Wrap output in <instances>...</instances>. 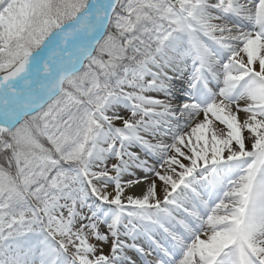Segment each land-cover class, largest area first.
<instances>
[{"label": "snow or ice", "instance_id": "1", "mask_svg": "<svg viewBox=\"0 0 264 264\" xmlns=\"http://www.w3.org/2000/svg\"><path fill=\"white\" fill-rule=\"evenodd\" d=\"M184 57L200 102L174 108L145 95L170 98L167 70ZM217 66L223 87L213 93ZM177 111L204 120L170 144L146 138L170 131ZM0 156V264H137L127 253L151 255L136 243L148 225L168 233L178 264H264V0H0ZM110 158L118 163L109 168ZM149 173L142 198L125 203V188ZM197 176L209 200L192 188L199 203L181 204L177 190ZM85 185L114 208L89 203ZM169 206L191 218L178 221L183 234L165 227ZM152 243L168 258L160 264H176L173 250Z\"/></svg>", "mask_w": 264, "mask_h": 264}, {"label": "bare ground", "instance_id": "2", "mask_svg": "<svg viewBox=\"0 0 264 264\" xmlns=\"http://www.w3.org/2000/svg\"><path fill=\"white\" fill-rule=\"evenodd\" d=\"M236 23H238V22H236ZM244 28L248 29V31H249V30H251V25H245ZM205 39L207 40V38H205ZM207 42L211 43V41H207ZM218 59L221 60V63L227 62V53H223L220 57H218ZM245 59H246V57H245ZM179 63H180V67L178 69H176L175 74L168 73L170 76L174 77V79L172 80L171 85H170V87H171V97L170 98L166 97L163 93H161L165 97L162 100H166L167 102H169V100H172V102H170V103L173 105L174 108H178L180 106L179 105L180 104L179 101L182 98L189 97V94H191L193 102H200V100L203 99V95H202L203 91L199 88V84L197 85V88H194V89H191V90H187L185 92L182 89H180V90H176L175 89V84L185 85L186 83H188L189 77L192 75L193 67H194L193 61H192V59L190 57L182 58ZM256 67H257V70H259L258 69V65ZM217 72H218V74L220 76V81L221 82L218 83L217 81L212 79V86L216 87V89H217V91H215V90L213 91L212 90L213 93H218L219 89L221 87H223V84H222L223 74H222V70L219 68V66H217ZM181 88H183V87H181ZM198 89L200 90L199 92H198ZM152 93H154V92H152ZM216 98H217V101H218L219 97L217 96ZM185 102H187V101H185ZM209 102H211V98H209ZM240 106L244 107L245 106V102L244 101H240ZM122 108L123 107L118 109L120 114L122 113L121 112ZM107 114L108 115H112V112L109 111V113H107ZM128 118H130V113H129V115H126V117H125V119H128ZM209 118L212 119L211 116H209ZM245 118H246V116H245V114L243 112L239 113V119L241 121H243ZM174 119L175 120H179L181 122L178 121L177 127H174V126L170 127V129H171L170 131L171 132H170L169 136L167 137L169 144L173 142L174 135L184 134V133L190 132L191 128L194 127L196 123L202 122L204 120V114L200 113L198 116H195L193 118H189L186 114L181 116L179 111H177L176 117ZM213 123H214V126L217 129H220V128L223 127L222 125H219V123L217 121H213ZM122 126H123L122 122H121L120 125H116V123L114 122V127H122ZM166 129L167 128H165V130ZM225 131H226V129H225ZM164 135L160 136V141H152V142L153 143H164V144H166L165 138H162V137H164ZM170 136L172 137L171 140H170ZM245 136L246 137L248 136L247 132H245ZM157 138H159V137H157ZM245 143H246V148L248 150H251V142L246 140ZM142 152H143V150H142ZM172 154L173 153H169V155H172ZM224 155L226 157L228 155V153L225 152ZM153 163L151 165H156V164H153ZM184 163L187 164L188 162L184 161ZM113 164H114L113 162H111L109 160L107 161V165L109 167H111V165H113ZM177 170H179V169H177ZM142 175L144 176L145 173L142 172ZM209 178L211 179V177H209ZM154 179H155V177L151 173H149L148 174V179L146 180V182H144V184H142V188L144 187V190L147 191V188H148L149 184H151ZM197 181H198L197 183H194L195 191L199 192L200 196L204 195L207 198L206 201H208L209 197H208V195L206 194V192L204 190V185L207 182L200 180L199 176H197ZM95 182L96 183H100V182H97V181H95ZM155 183H156V197H157V199L162 200L163 199V194H164L163 193V185H162V183L159 180H155ZM180 191H182V190L178 189L176 195L179 194ZM187 194H188V196H187L188 198H187V200H184L182 204L190 207L191 204H193V203H199L198 200L196 199L192 189L189 192H187ZM123 198H124V196H123ZM180 198L181 197H178V201H180ZM213 200H215V197H213ZM216 202H218V200ZM213 206H214V204H213ZM169 207H171V206H169ZM172 212H173V209H172ZM175 213H176V215L178 214V212H175ZM179 215L182 216V217H186L187 214L184 213V212H180ZM165 224L166 225H171L170 222H167ZM109 243H110L109 247L105 246L103 248V254H105V255H109L110 254L111 240L109 241ZM178 262L179 261H177L176 264H178Z\"/></svg>", "mask_w": 264, "mask_h": 264}, {"label": "rangeland", "instance_id": "3", "mask_svg": "<svg viewBox=\"0 0 264 264\" xmlns=\"http://www.w3.org/2000/svg\"><path fill=\"white\" fill-rule=\"evenodd\" d=\"M216 1V0H215ZM118 11H119V9H117ZM216 23H218V21H216ZM110 31H112V29H110ZM145 80L146 81H149L150 80V77H146L145 78ZM67 87V86H66ZM180 87H181V84H175V89L176 90H180ZM185 87V88H184ZM188 87V83H186L184 86H183V90H186V88ZM208 87L211 89V88H213V86H211L210 85V83L208 84ZM215 90H216V87H215ZM155 98H157V97H155ZM161 98H163V97H161ZM161 98H158V99H161ZM169 102H172V100H169ZM193 101L192 100H187V103H192ZM183 103L181 102V104L180 105H182ZM48 109H47V107H45L44 108V111H47ZM121 114L120 115H122L124 118L126 117V115H129V111L128 110H126V109H124V108H122V110H121ZM177 121H179V120H174L173 118H168V123L170 124L169 126H176V125H178V122ZM115 123H116V125H120L121 124V121H115ZM168 133H170V132H168ZM168 133H166V134H168ZM146 138H152V137H150V136H146ZM165 138V137H164ZM156 139V138H155ZM154 139V140H155ZM172 139V137L170 136V140ZM150 140H153V139H150ZM156 141H160V139L159 140H157L156 139ZM165 142H166V144H169L168 143V139L167 138H165ZM46 146H47V144H46ZM104 147H107V145H103ZM140 148L139 147H136V148H132L131 149V151H133L134 153H136V154H138L139 155V152H140ZM142 158V157H141ZM125 159H127V157H125ZM145 159H148V161H149V165H151V161H153L152 163L153 164H156V160L158 159V157L157 158H152V157H145ZM109 161H111V162H113L114 164H116V163H118V161L115 159V158H110L109 159ZM3 163H4V160H3ZM101 167H103V166H101ZM109 167V166H108ZM110 168V167H109ZM94 171H99V170H101L100 168H94L93 169ZM137 171H139V170H137ZM136 171V172H137ZM110 174L111 175H115V173L114 172H110ZM122 180H130V178H129V176H127V175H125L123 178H122ZM146 182V181H145ZM93 183H95V184H97V186L98 187H100L101 185H100V183H96L95 181H93ZM142 184H144V183H142ZM142 184H138V185H134L133 187H131V188H125V191H124V198L122 197V200H124V202L126 203V196H129V195H131V196H133V197H137V198H142V196L145 194V190H144V187L142 188ZM192 187H193V185L191 186V188H189V190L190 189H192ZM85 190L87 191V193H88V196H89V200H88V202L89 203H92V204H94V205H96V206H99V208L102 210V211H109V210H111L112 208H114V206H112V205H100L99 204V202L98 201H96L95 200V198L91 195V190H90V188H88L87 187V185H85ZM106 191L108 192V193H110L111 195H115V191H114V185H109L108 187H107V189H106ZM184 194H186V191L185 190H182V191H180L179 192V194L177 195V196H184ZM200 197H202V196H200ZM169 209H170V207H169ZM171 210V209H170ZM77 227H79V224H77ZM100 231L103 233V232H106L107 231V228H106V226L105 225H103V224H101L100 225ZM149 232H150V230H149ZM201 238H204L203 236L201 237ZM110 241V240H109ZM89 242L90 243H94V244H97L98 245V252H97V254H100V252H99V244H98V242L97 241H94V240H89ZM109 245H110V243H108L107 245H103V248L106 246H108L109 247ZM145 250V249H144ZM171 250V249H170ZM174 250V259L175 260H180L182 257H181V254H180V252L178 251V250H175V249H173ZM145 252H149L150 253V250H145ZM129 256H132V258L133 259H135L136 261H137V264H160V262L161 261H167V257H162L161 259H159L158 257H153V255H152V253H151V255L150 256H148L147 258H145V257H141V256H139L138 254H134L133 252H128L127 253Z\"/></svg>", "mask_w": 264, "mask_h": 264}, {"label": "trees", "instance_id": "4", "mask_svg": "<svg viewBox=\"0 0 264 264\" xmlns=\"http://www.w3.org/2000/svg\"><path fill=\"white\" fill-rule=\"evenodd\" d=\"M3 156H0V164H3Z\"/></svg>", "mask_w": 264, "mask_h": 264}]
</instances>
